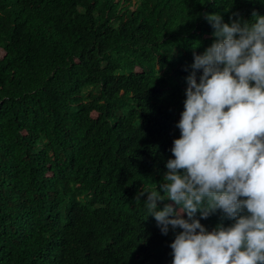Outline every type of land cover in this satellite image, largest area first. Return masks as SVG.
Instances as JSON below:
<instances>
[{"label": "trees", "instance_id": "16d2710c", "mask_svg": "<svg viewBox=\"0 0 264 264\" xmlns=\"http://www.w3.org/2000/svg\"><path fill=\"white\" fill-rule=\"evenodd\" d=\"M253 11L264 0H0V264H172L179 230L135 198L174 158L206 16Z\"/></svg>", "mask_w": 264, "mask_h": 264}, {"label": "clouds", "instance_id": "9594fccd", "mask_svg": "<svg viewBox=\"0 0 264 264\" xmlns=\"http://www.w3.org/2000/svg\"><path fill=\"white\" fill-rule=\"evenodd\" d=\"M206 19L216 39L194 54L174 158L135 199L147 193L162 234L179 230L172 264H264V15ZM217 212L233 223L209 231L201 220Z\"/></svg>", "mask_w": 264, "mask_h": 264}]
</instances>
